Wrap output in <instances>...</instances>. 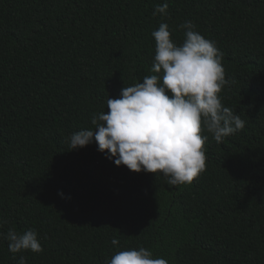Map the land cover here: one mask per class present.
<instances>
[{
    "label": "trees",
    "instance_id": "obj_1",
    "mask_svg": "<svg viewBox=\"0 0 264 264\" xmlns=\"http://www.w3.org/2000/svg\"><path fill=\"white\" fill-rule=\"evenodd\" d=\"M186 21L222 53L219 98L245 127L216 142L202 124L205 170L176 186L117 166L95 141L70 150L109 98L162 77L152 33L166 23L180 45ZM9 229L35 231L43 251L13 258L0 236V264H106L140 248L167 264H264V0H0V233Z\"/></svg>",
    "mask_w": 264,
    "mask_h": 264
},
{
    "label": "clouds",
    "instance_id": "obj_2",
    "mask_svg": "<svg viewBox=\"0 0 264 264\" xmlns=\"http://www.w3.org/2000/svg\"><path fill=\"white\" fill-rule=\"evenodd\" d=\"M168 4L157 5L166 14ZM185 39L177 45L166 23L152 33L156 54L151 68L158 75L121 89L120 98L107 100V112L94 115L95 130H81L70 137V150L93 141L97 150L117 166L133 172L161 173L171 186L191 184L205 170L206 156L202 124L216 142L245 127L238 114L222 105L219 93L228 83L221 64L222 53L215 43L195 31L186 21L180 26ZM63 196V193H60ZM14 254L43 248L35 231L0 233ZM119 242L113 239L112 244ZM18 264H26L23 256ZM106 264H167L145 248L117 252Z\"/></svg>",
    "mask_w": 264,
    "mask_h": 264
}]
</instances>
